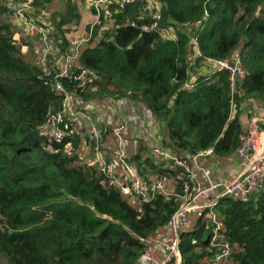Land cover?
I'll return each mask as SVG.
<instances>
[{
    "label": "trees",
    "instance_id": "obj_1",
    "mask_svg": "<svg viewBox=\"0 0 264 264\" xmlns=\"http://www.w3.org/2000/svg\"><path fill=\"white\" fill-rule=\"evenodd\" d=\"M89 3L88 38L60 74L55 59L79 35L84 1L0 0V264H140L149 249L139 236L162 234L180 202L186 172L166 167L145 141L128 161L143 180L158 174L176 194L129 200L91 163L95 143L72 130L65 112V133L52 139L43 123L63 110L56 84L76 108L111 96L140 104L158 122L160 146L183 155L210 149L218 161L247 132L241 110L264 108V0ZM22 19L32 24L27 35ZM22 44L32 48L25 53ZM233 55L242 78L217 66L201 70L207 58ZM98 147L109 155L107 131ZM193 215L180 234L179 264H264V186L221 196L212 211Z\"/></svg>",
    "mask_w": 264,
    "mask_h": 264
},
{
    "label": "built area",
    "instance_id": "obj_2",
    "mask_svg": "<svg viewBox=\"0 0 264 264\" xmlns=\"http://www.w3.org/2000/svg\"><path fill=\"white\" fill-rule=\"evenodd\" d=\"M91 1L94 6L100 7L108 0ZM146 1H148L149 6H152V0ZM88 4L90 5V3ZM153 6L157 8L158 3ZM156 14L157 12L153 13L152 16L155 17ZM87 38L84 32L79 34L71 40L68 54L55 59L56 65L60 67V74H65L70 70L78 50L81 49ZM229 60L207 58L211 68L213 66H217L216 69L227 68L231 77L236 74L242 78L245 74L243 67L238 61H235L234 65H230ZM86 73V70L82 69L80 77H84ZM55 89L64 93L63 110L51 113L43 123V127L52 139L60 141L65 133V126H60L65 112L68 123L72 125V130H82L83 133L81 132L80 135L84 141L95 143L93 147L95 155L90 160L91 163L96 162L101 170L112 178L120 191L128 196L129 200H148L157 193L176 194L172 184L166 182V179L158 174H149L148 181L139 176L136 166L129 162L128 158L132 153L138 151L140 141L138 139L137 147L132 149L128 138L130 134L135 135V137L139 134L146 136L145 143H147L149 153L152 156L163 160L164 165L168 168L178 166L186 172V176L181 180V191L177 194L180 202L170 215L163 233L151 237L139 236V239L145 243L146 249H157L161 252L158 264L180 260L178 244L180 234L188 223L189 215L199 213L204 208L212 211L217 199L221 196L238 194L246 196L255 188L264 186V153L255 155L259 141L257 130L250 129L239 135V143L235 152L245 161L242 171L230 179H214L211 168L203 166L198 159V156L210 153L211 150L207 149L192 155H183L175 154L170 148L160 146L157 143L156 133L152 135L153 125L145 123L141 126L145 109L140 104L128 103L122 96L117 98L111 96L103 102H89L86 106L82 105L80 108H76L71 96L59 83L55 85ZM145 117L147 121L150 120L149 122L155 120L150 113ZM154 127L156 132L158 126ZM104 131L109 133L112 140V147L107 151L109 155L104 154L98 147V143L104 140ZM108 146L110 145L108 144ZM223 255V252H218L214 260L217 261Z\"/></svg>",
    "mask_w": 264,
    "mask_h": 264
},
{
    "label": "crops",
    "instance_id": "obj_3",
    "mask_svg": "<svg viewBox=\"0 0 264 264\" xmlns=\"http://www.w3.org/2000/svg\"><path fill=\"white\" fill-rule=\"evenodd\" d=\"M240 119L247 131L254 129L258 132L259 141L255 155L264 153V108H258L255 105L254 107L247 106L241 110ZM198 159L203 166L211 168L214 179H230L241 172L245 164V161L236 152L228 160L223 161L216 160L210 153H204L198 156ZM155 251L159 254V250ZM159 259L160 257L157 258L158 261Z\"/></svg>",
    "mask_w": 264,
    "mask_h": 264
},
{
    "label": "rangeland",
    "instance_id": "obj_4",
    "mask_svg": "<svg viewBox=\"0 0 264 264\" xmlns=\"http://www.w3.org/2000/svg\"><path fill=\"white\" fill-rule=\"evenodd\" d=\"M84 1V3H85V5H82L81 7H80V10L82 11V13H83V16H82V18H81V21H82V23H81V25H80V30H79V32H78V34H81V33H83L84 31L83 30H85V27L86 26H84L83 27V23L84 22H88L89 21V19L91 18V14H90V12H89V10H88V7L87 6H89V0H83ZM93 22H91V26L94 24V20H92ZM30 27H32V24L30 25V23H28V21L27 20H24V19H22V20H20L19 21V23H18V28L19 29H21V34H24V35H27L28 33H30V31L27 29V28H29L30 29ZM40 31H44V27H39L38 28ZM42 43H41V47H42V49L44 50V51H46V49L48 48V45H49V43H48V40L46 39V37H44V35H42ZM32 47H30V44L29 45H26V44H22V47H21V49H22V51L23 52H25V53H27L30 49H31ZM31 54H32V52H31ZM194 57V54H193V56H192V58ZM208 64V62H207V60L203 63V66L201 67V70L203 69V70H207V71H209L210 69H211V67H209V65H207ZM210 68V69H209ZM144 115H143V117H142V119H141V126H143V124H145V123H148V124H152L153 125V127H152V135L154 134V133H156L157 135H158V130H156V132H155V127L154 126H158V122L156 121V120H154L153 119V121H151V122H149V121H147L146 119V117L145 116H147L148 114H149V112L148 111H145L144 110V113H143ZM131 115H134V114H131ZM129 138V140H130V143H131V148L132 149H135L136 147H137V144H138V139H139V141L141 142H144L146 139V136H143V135H141V134H139L137 137H135V135H131L130 134V136L128 137ZM144 140V141H143ZM157 143H158V141H157ZM193 214H191V215H189L188 216V222H189V224H187L185 227H188V226H190V224H192V218H193ZM154 250H157V249H154ZM153 249H150L149 250V252H151V251H154ZM148 251H147V253H146V255L147 254H149L148 255V257H146V255L144 256V258L142 259V260H140V264H158V260H157V258L158 257H160L161 256V252H159V254H157L156 252L155 253H149ZM179 257V256H178ZM153 260H155V261H153ZM153 261V262H152ZM180 261H181V258H180V260L179 261H173L174 262V264H179L180 263ZM179 262V263H178Z\"/></svg>",
    "mask_w": 264,
    "mask_h": 264
},
{
    "label": "water",
    "instance_id": "obj_5",
    "mask_svg": "<svg viewBox=\"0 0 264 264\" xmlns=\"http://www.w3.org/2000/svg\"><path fill=\"white\" fill-rule=\"evenodd\" d=\"M235 59H236V55H233L232 59L229 60V64L230 65H234L235 64Z\"/></svg>",
    "mask_w": 264,
    "mask_h": 264
}]
</instances>
